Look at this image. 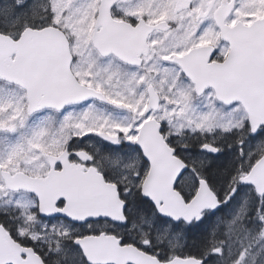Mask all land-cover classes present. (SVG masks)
Returning a JSON list of instances; mask_svg holds the SVG:
<instances>
[{
  "label": "snow or ice",
  "instance_id": "1",
  "mask_svg": "<svg viewBox=\"0 0 264 264\" xmlns=\"http://www.w3.org/2000/svg\"><path fill=\"white\" fill-rule=\"evenodd\" d=\"M0 264H264V0H0Z\"/></svg>",
  "mask_w": 264,
  "mask_h": 264
}]
</instances>
